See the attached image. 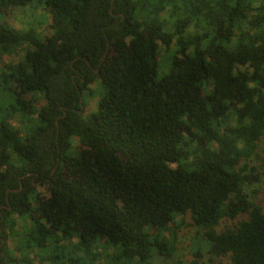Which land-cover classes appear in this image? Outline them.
I'll return each instance as SVG.
<instances>
[{
  "label": "trees",
  "instance_id": "1",
  "mask_svg": "<svg viewBox=\"0 0 264 264\" xmlns=\"http://www.w3.org/2000/svg\"><path fill=\"white\" fill-rule=\"evenodd\" d=\"M27 7L48 11L50 35L4 20ZM6 54L0 264H169L178 216L214 256L264 264V208L246 192L264 137V0H0Z\"/></svg>",
  "mask_w": 264,
  "mask_h": 264
},
{
  "label": "rangeland",
  "instance_id": "2",
  "mask_svg": "<svg viewBox=\"0 0 264 264\" xmlns=\"http://www.w3.org/2000/svg\"><path fill=\"white\" fill-rule=\"evenodd\" d=\"M4 19L9 25L15 28H25L30 24H35L38 26L43 35L48 36L51 34V16L46 11V9L40 8H17L10 11ZM20 55V53H19ZM163 57V53L161 54ZM18 57L15 55H4L0 58V73L1 71H7V66L11 63L17 62ZM165 72L164 69L160 70V75ZM96 86H93L95 88ZM98 98H90L88 99V103L85 107L86 113L92 112L96 109ZM44 104L43 100L37 102V106H41ZM13 123L19 127L20 124L13 120ZM251 165L256 166L258 178L257 180L252 181L247 187L246 192L250 195L252 201L260 204L264 208V137L259 143V147L257 150V155L253 157L251 160ZM41 192L44 193L43 188H39ZM246 215H240L235 220L224 219L221 225L218 227V232L224 230L225 228H233L238 221L245 219ZM176 220L180 224V228L178 229V239H177V251L174 256L169 260H163L169 264H194L195 260L199 264H231V262L227 258H218L214 256V254L210 253V243L205 239L201 238L202 231L195 225L192 224V220L189 216L176 217ZM30 224L29 221H25L22 218L18 219L16 230L21 232L25 226ZM14 237H11L7 242L9 248L14 253V255L21 259L22 253L16 250V240ZM201 239V240H199ZM200 245L202 256L198 258L195 256V252L197 250V245ZM101 248V247H100ZM102 249V248H101ZM44 255V254H43ZM33 263L31 264H48V263H40V255H36V253H32Z\"/></svg>",
  "mask_w": 264,
  "mask_h": 264
},
{
  "label": "water",
  "instance_id": "3",
  "mask_svg": "<svg viewBox=\"0 0 264 264\" xmlns=\"http://www.w3.org/2000/svg\"><path fill=\"white\" fill-rule=\"evenodd\" d=\"M16 191V190H15ZM0 232H1V230H0ZM2 240V243H4L5 242V240L4 239H1Z\"/></svg>",
  "mask_w": 264,
  "mask_h": 264
}]
</instances>
